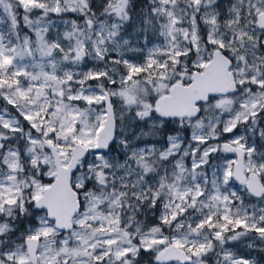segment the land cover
Returning a JSON list of instances; mask_svg holds the SVG:
<instances>
[{"label": "snow or ice", "instance_id": "1", "mask_svg": "<svg viewBox=\"0 0 264 264\" xmlns=\"http://www.w3.org/2000/svg\"><path fill=\"white\" fill-rule=\"evenodd\" d=\"M261 259L264 0H0V264Z\"/></svg>", "mask_w": 264, "mask_h": 264}, {"label": "rangeland", "instance_id": "2", "mask_svg": "<svg viewBox=\"0 0 264 264\" xmlns=\"http://www.w3.org/2000/svg\"><path fill=\"white\" fill-rule=\"evenodd\" d=\"M235 247H237V249L239 250V254L246 255V251L243 250V249H239V245H236ZM254 255H258V254H254ZM260 264H264V260L263 259H261Z\"/></svg>", "mask_w": 264, "mask_h": 264}, {"label": "trees", "instance_id": "3", "mask_svg": "<svg viewBox=\"0 0 264 264\" xmlns=\"http://www.w3.org/2000/svg\"><path fill=\"white\" fill-rule=\"evenodd\" d=\"M254 254H257V253H252V255H254ZM246 255H247V252H246ZM259 255V254H258ZM264 260V259H263Z\"/></svg>", "mask_w": 264, "mask_h": 264}]
</instances>
